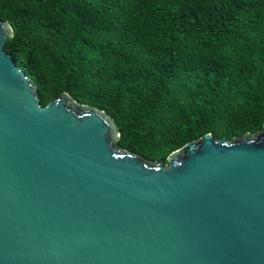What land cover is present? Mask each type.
<instances>
[{"label": "water", "instance_id": "95a60500", "mask_svg": "<svg viewBox=\"0 0 264 264\" xmlns=\"http://www.w3.org/2000/svg\"><path fill=\"white\" fill-rule=\"evenodd\" d=\"M0 20V264H264V123L149 160L63 91L41 105Z\"/></svg>", "mask_w": 264, "mask_h": 264}, {"label": "trees", "instance_id": "16d2710c", "mask_svg": "<svg viewBox=\"0 0 264 264\" xmlns=\"http://www.w3.org/2000/svg\"><path fill=\"white\" fill-rule=\"evenodd\" d=\"M0 20L41 105L105 110L146 159L262 128L264 0H0Z\"/></svg>", "mask_w": 264, "mask_h": 264}]
</instances>
